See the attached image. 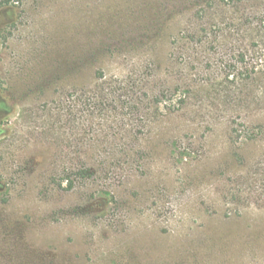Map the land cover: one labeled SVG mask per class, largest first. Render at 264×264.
I'll list each match as a JSON object with an SVG mask.
<instances>
[{"label":"rangeland","instance_id":"1","mask_svg":"<svg viewBox=\"0 0 264 264\" xmlns=\"http://www.w3.org/2000/svg\"><path fill=\"white\" fill-rule=\"evenodd\" d=\"M209 4L0 0V264H264V111L224 92L240 37L187 32Z\"/></svg>","mask_w":264,"mask_h":264},{"label":"trees","instance_id":"2","mask_svg":"<svg viewBox=\"0 0 264 264\" xmlns=\"http://www.w3.org/2000/svg\"><path fill=\"white\" fill-rule=\"evenodd\" d=\"M196 21V25L187 32L192 39H201L202 45L205 41L214 42L218 39L219 36L212 32L216 28H224L229 37H240L234 49L235 59L224 65V78L238 84V87L224 92L233 97V103L239 108H248L252 102L264 111V0H210L207 9L202 6L197 12ZM230 25L235 28H229ZM98 73L97 79H103V72ZM217 79L214 77L215 81ZM105 89L104 84H101L98 91L94 92L99 102ZM255 138L251 136L249 140ZM81 171V176L88 177V168Z\"/></svg>","mask_w":264,"mask_h":264}]
</instances>
